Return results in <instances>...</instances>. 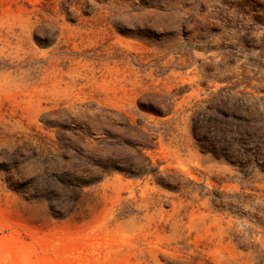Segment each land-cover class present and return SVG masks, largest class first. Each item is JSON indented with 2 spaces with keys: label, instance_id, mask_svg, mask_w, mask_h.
I'll use <instances>...</instances> for the list:
<instances>
[{
  "label": "rangeland",
  "instance_id": "374dc122",
  "mask_svg": "<svg viewBox=\"0 0 264 264\" xmlns=\"http://www.w3.org/2000/svg\"><path fill=\"white\" fill-rule=\"evenodd\" d=\"M0 264H264V0H0Z\"/></svg>",
  "mask_w": 264,
  "mask_h": 264
}]
</instances>
